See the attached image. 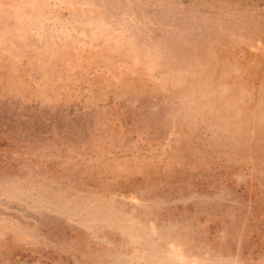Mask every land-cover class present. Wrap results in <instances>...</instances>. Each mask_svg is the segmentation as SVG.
I'll use <instances>...</instances> for the list:
<instances>
[{
    "label": "rangeland",
    "instance_id": "1",
    "mask_svg": "<svg viewBox=\"0 0 264 264\" xmlns=\"http://www.w3.org/2000/svg\"><path fill=\"white\" fill-rule=\"evenodd\" d=\"M0 264H264V0H0Z\"/></svg>",
    "mask_w": 264,
    "mask_h": 264
},
{
    "label": "crops",
    "instance_id": "2",
    "mask_svg": "<svg viewBox=\"0 0 264 264\" xmlns=\"http://www.w3.org/2000/svg\"><path fill=\"white\" fill-rule=\"evenodd\" d=\"M224 14H225V18L226 19L224 21H222L223 23L217 22V23H214V24H228V11H227V8H225Z\"/></svg>",
    "mask_w": 264,
    "mask_h": 264
}]
</instances>
